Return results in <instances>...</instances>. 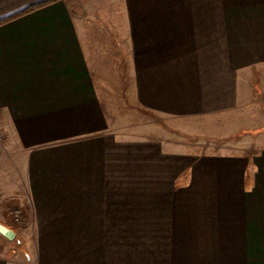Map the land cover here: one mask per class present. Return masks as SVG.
Returning a JSON list of instances; mask_svg holds the SVG:
<instances>
[{
    "label": "crops",
    "instance_id": "obj_1",
    "mask_svg": "<svg viewBox=\"0 0 264 264\" xmlns=\"http://www.w3.org/2000/svg\"><path fill=\"white\" fill-rule=\"evenodd\" d=\"M256 104L264 0H0V264H264Z\"/></svg>",
    "mask_w": 264,
    "mask_h": 264
},
{
    "label": "rangeland",
    "instance_id": "obj_2",
    "mask_svg": "<svg viewBox=\"0 0 264 264\" xmlns=\"http://www.w3.org/2000/svg\"><path fill=\"white\" fill-rule=\"evenodd\" d=\"M264 115V113H263ZM261 113H260V107L258 104L256 105H252V107H247L246 110H244V112L241 114V117L239 118H235L237 119L238 122H226L222 128L225 129L226 131L227 130H230L231 128L233 129H236V127H240V125H251V126H255V125H264V116H263ZM138 118V117H136ZM146 118V117H145ZM142 119H138L136 120V122H139L141 121ZM151 121H158L157 119H154V118H151ZM180 123H183V125H175L174 124V121L172 122V120L168 119L167 120V124H169L168 126H171V128L168 127V133L170 134V136H173L174 138H182L184 140V142H188V143H195V142H199V143H203L205 142V145H207V143H209V140L210 137H206V136H203V137H199L196 139V136L192 134V123L191 122H180ZM195 125V124H194ZM177 127L182 129L183 131V134L182 133H179L177 130ZM175 128V129H174ZM206 129V128H205ZM263 131L261 132L263 135H264V126L262 128ZM218 132H220L221 130H217ZM9 129H8V126L6 128V126L4 125H1L0 124V143L1 142H6L7 141V138L9 136ZM239 133H242V132H239ZM236 134L234 136H231L230 138H227V140L229 141H236L237 139H239L240 135ZM196 134V133H194ZM212 139V138H211ZM214 141H218V140H214ZM17 210H13L12 213L15 215V216H10V219H11V224L12 226L17 229L19 231V239H23L22 237V229L25 225L28 224V219H26L28 216H17V215H20V212L19 214L16 213ZM0 246L6 250H12L13 249H19V251H24V247H22L21 244H19L18 242H14V243H10L8 242L3 236L0 235ZM23 259V258H22Z\"/></svg>",
    "mask_w": 264,
    "mask_h": 264
},
{
    "label": "water",
    "instance_id": "obj_3",
    "mask_svg": "<svg viewBox=\"0 0 264 264\" xmlns=\"http://www.w3.org/2000/svg\"><path fill=\"white\" fill-rule=\"evenodd\" d=\"M0 233L7 236L8 238H13L15 236V232L9 229L7 226L0 222Z\"/></svg>",
    "mask_w": 264,
    "mask_h": 264
},
{
    "label": "trees",
    "instance_id": "obj_4",
    "mask_svg": "<svg viewBox=\"0 0 264 264\" xmlns=\"http://www.w3.org/2000/svg\"><path fill=\"white\" fill-rule=\"evenodd\" d=\"M39 5H42V4L35 5V6L31 7L30 9H33V8H35V7L39 6Z\"/></svg>",
    "mask_w": 264,
    "mask_h": 264
}]
</instances>
